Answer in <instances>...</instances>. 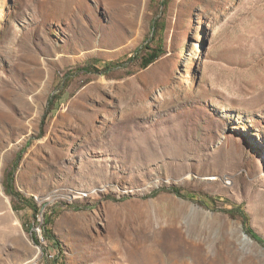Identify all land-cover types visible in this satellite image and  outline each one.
<instances>
[{"label":"rangeland","instance_id":"1","mask_svg":"<svg viewBox=\"0 0 264 264\" xmlns=\"http://www.w3.org/2000/svg\"><path fill=\"white\" fill-rule=\"evenodd\" d=\"M75 1L0 0V264H264V0Z\"/></svg>","mask_w":264,"mask_h":264},{"label":"trees","instance_id":"2","mask_svg":"<svg viewBox=\"0 0 264 264\" xmlns=\"http://www.w3.org/2000/svg\"><path fill=\"white\" fill-rule=\"evenodd\" d=\"M158 57V55L156 53H152L143 63L144 67H147L149 64H151L153 61L156 60V58ZM118 62H110L109 64H107L108 67H111L112 65H118ZM13 173H10L8 178H7V185H6V191L15 199L23 202V204L27 207H29L32 211H33V215L36 217L38 215V213L40 212L39 207L36 204H33L31 201H29L28 199H26L23 195V193L19 190H17L16 188L13 187L12 185V180H13ZM174 192L180 194V191L177 189H174ZM15 207L17 204H14ZM18 209V208H16ZM55 210H53L52 212L49 213H45L44 215L45 217V224H46V228H45V239L48 242H51L55 245V247H57L59 249V254L61 255V243L58 240L57 236L54 233V230L52 227H48L49 225H52L54 222V215H55ZM229 213L233 216H235L236 214H240L241 217L243 218V222L245 225V229L246 232L248 234H250L254 239L264 243V237L261 236L260 234H258L252 227V225L250 224L249 221V216L248 214L244 211L243 207L238 205L234 210L230 209ZM34 241L38 244H41L39 238L37 237H33ZM60 255H58L56 258V260H53V264H59V257ZM45 264H50L49 262H46Z\"/></svg>","mask_w":264,"mask_h":264},{"label":"bare ground","instance_id":"3","mask_svg":"<svg viewBox=\"0 0 264 264\" xmlns=\"http://www.w3.org/2000/svg\"><path fill=\"white\" fill-rule=\"evenodd\" d=\"M75 3L77 5V9L83 10L84 8L83 0H76ZM74 12L77 13V10L75 8H74Z\"/></svg>","mask_w":264,"mask_h":264},{"label":"built area","instance_id":"4","mask_svg":"<svg viewBox=\"0 0 264 264\" xmlns=\"http://www.w3.org/2000/svg\"><path fill=\"white\" fill-rule=\"evenodd\" d=\"M228 184H230V182H227Z\"/></svg>","mask_w":264,"mask_h":264}]
</instances>
